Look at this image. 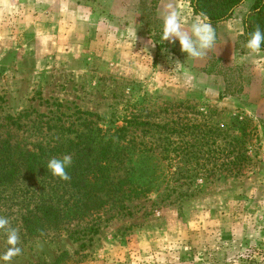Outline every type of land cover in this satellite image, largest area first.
I'll return each instance as SVG.
<instances>
[{
    "label": "rangeland",
    "instance_id": "rangeland-1",
    "mask_svg": "<svg viewBox=\"0 0 264 264\" xmlns=\"http://www.w3.org/2000/svg\"><path fill=\"white\" fill-rule=\"evenodd\" d=\"M151 1L0 4V139L31 146L57 132L50 125L82 130L91 120L126 127L137 148L173 150L168 168L179 172L148 196L126 199L124 209L107 205L42 236L22 227L24 197L1 192L0 216L20 234L13 264H264V113L244 92L251 71L220 62L213 48L190 59L178 42L163 43L160 0L147 33L142 9ZM123 17L132 19L119 28ZM242 126L245 144L235 148ZM189 141L196 153L176 158ZM238 152L249 159L235 162ZM4 241L0 233V251Z\"/></svg>",
    "mask_w": 264,
    "mask_h": 264
},
{
    "label": "trees",
    "instance_id": "trees-1",
    "mask_svg": "<svg viewBox=\"0 0 264 264\" xmlns=\"http://www.w3.org/2000/svg\"><path fill=\"white\" fill-rule=\"evenodd\" d=\"M244 1L190 0V4L194 13L207 12L212 24L216 25L232 18ZM148 4L149 7L142 9V16L150 34L157 7L153 0ZM243 22L245 40L247 33L257 25L264 28V0H255ZM85 114L93 115L89 112ZM51 127L57 132L46 134L45 138L31 146L8 138L0 139V193L12 189L24 197L26 211L22 213L21 223L26 234L42 236L50 226L69 223L80 216L101 211L107 205L124 209L126 199L144 198L170 173L179 174L177 170L172 172L168 168L174 156L167 153L173 150L165 149L159 155L137 148L136 143L128 140L124 132L126 127L106 130L91 120L85 123L82 130L71 126L65 129L63 125ZM70 130L75 133L73 137L68 134ZM242 131L240 136L233 137L235 148L245 144L243 139L247 128L242 126ZM192 143L189 141L184 145V150L176 158L184 152L195 154ZM64 155L72 156V165L67 169L70 179L67 181L53 177L46 168L50 158H62ZM166 159L169 160L167 164L164 162ZM248 159L245 152H238L235 156V162ZM240 173L239 169L235 171V175ZM26 185L30 189H25Z\"/></svg>",
    "mask_w": 264,
    "mask_h": 264
},
{
    "label": "clouds",
    "instance_id": "clouds-1",
    "mask_svg": "<svg viewBox=\"0 0 264 264\" xmlns=\"http://www.w3.org/2000/svg\"><path fill=\"white\" fill-rule=\"evenodd\" d=\"M187 9V13H184ZM162 28L159 39L176 44L187 55V58L199 59L205 57L216 44V32L209 15L205 11L194 13L186 3L178 7L169 4L161 14ZM240 34H244L241 28ZM245 47L250 53L264 51V28L257 25L247 33ZM180 62L176 61L175 66ZM72 165V156L64 155L62 158L53 157L47 161L46 168L53 177L69 180L67 169ZM0 233L5 234L6 247L0 251V264H13L14 258L19 256L22 249L19 247V229L13 227L9 218L0 216Z\"/></svg>",
    "mask_w": 264,
    "mask_h": 264
},
{
    "label": "crops",
    "instance_id": "crops-1",
    "mask_svg": "<svg viewBox=\"0 0 264 264\" xmlns=\"http://www.w3.org/2000/svg\"><path fill=\"white\" fill-rule=\"evenodd\" d=\"M3 1L4 0H0V4ZM184 2L188 4L190 8H192L190 6V0H185V1L183 0H160L159 10L161 11V13H163L169 4H172L173 6L178 7L181 3H184ZM254 2L255 0H245L235 10L232 18L222 21L216 25H213L215 32H216L217 41H216L215 46L213 47L212 52L216 55V58L220 62L224 60H228V61L234 60L235 63L245 65L247 69L251 71V75L253 76V78H252L251 83L245 86L244 92L247 93V95H249L248 97L251 98L250 100H252L254 102V105L257 106V110L264 113V51H261L260 53H250L249 50L245 47L246 40H245V26H244L243 18L245 17L246 13L249 12ZM98 3L99 1L96 2L95 9L100 7ZM52 4H53V9L57 10L56 2L54 1L52 2ZM22 7H25V4L24 6L21 5V8L19 6V10H20L19 12H22ZM116 8L119 9V5ZM5 9H6V6L3 7L2 5H0V22L3 21V19L4 20L6 19V17L5 16L2 17L3 14H1V12L4 11ZM125 9L128 11V8H124V9H121V12L122 10L124 11ZM89 10L91 9L89 8ZM132 10L136 11L137 9L133 8ZM183 11L186 14L188 10L184 9ZM70 12L71 13L68 14V17L70 16V14H73L72 11ZM126 14L130 15L129 12H126ZM130 19L132 18L123 17L122 19H119L118 20L120 24L119 28L121 27L124 28L126 26L124 25L126 20H130ZM139 24H140V20L139 21L135 20L134 22L127 24V26L130 28V27L139 26ZM105 26L106 25H104L103 27ZM241 28L243 29L244 34H240ZM117 30L119 29H114L112 31L118 35L120 30L119 31ZM137 33L139 32L137 31ZM143 35L153 42L149 34H143ZM122 36L124 35L122 34L119 35V37H122ZM133 36L137 37L138 35L133 34L132 37Z\"/></svg>",
    "mask_w": 264,
    "mask_h": 264
}]
</instances>
